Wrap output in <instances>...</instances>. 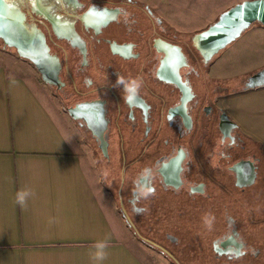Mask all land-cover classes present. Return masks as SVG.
I'll return each mask as SVG.
<instances>
[{
  "label": "flooded vegetation",
  "instance_id": "flooded-vegetation-1",
  "mask_svg": "<svg viewBox=\"0 0 264 264\" xmlns=\"http://www.w3.org/2000/svg\"><path fill=\"white\" fill-rule=\"evenodd\" d=\"M20 47L74 121L133 237L171 264H264V144L225 106L252 87L211 77L194 35L141 0H14ZM94 10L99 15H90ZM22 49L26 57L19 53ZM117 75L143 81L123 100ZM45 79V81L43 80ZM82 156H85L83 149ZM156 195L136 203L140 170ZM206 221H210L207 223Z\"/></svg>",
  "mask_w": 264,
  "mask_h": 264
},
{
  "label": "crops",
  "instance_id": "crops-1",
  "mask_svg": "<svg viewBox=\"0 0 264 264\" xmlns=\"http://www.w3.org/2000/svg\"><path fill=\"white\" fill-rule=\"evenodd\" d=\"M141 1L154 5L171 28L192 32L178 14L185 6L174 0ZM232 5L227 0L213 6L210 18ZM197 18H202L199 13ZM230 46L237 57L264 65V26L253 24ZM13 54L0 49V264H147L122 236L114 196L89 155L82 156L74 121L43 81L20 69ZM216 59L211 77L240 76L220 70ZM261 88L235 94L225 106L244 131L264 144ZM25 188L34 195L21 207L15 197ZM104 240L107 258L93 262V245Z\"/></svg>",
  "mask_w": 264,
  "mask_h": 264
},
{
  "label": "water",
  "instance_id": "water-1",
  "mask_svg": "<svg viewBox=\"0 0 264 264\" xmlns=\"http://www.w3.org/2000/svg\"><path fill=\"white\" fill-rule=\"evenodd\" d=\"M10 3L12 7L6 10L0 5V15H4L0 23L5 26L0 39L10 46L20 47L18 32L23 25L20 24L21 18L14 0H10ZM253 24L264 26V0H243L225 9L213 24L194 35V46L208 62L214 55L236 41ZM19 53L26 57L22 49H19ZM252 78L250 86H263L264 67Z\"/></svg>",
  "mask_w": 264,
  "mask_h": 264
},
{
  "label": "rangeland",
  "instance_id": "rangeland-1",
  "mask_svg": "<svg viewBox=\"0 0 264 264\" xmlns=\"http://www.w3.org/2000/svg\"><path fill=\"white\" fill-rule=\"evenodd\" d=\"M174 1L177 2V4L180 5L181 8L185 6V9L183 11L181 9V12H178V14L182 16L181 17L182 19H184V20H182L183 24L188 26V28H190V31H192V32H189V34H196L200 31L206 29L209 25L213 24L216 21L218 16L210 18V16H212V11L210 12L209 10L213 6L219 5L221 2H224L227 0H174ZM240 1H243V0H233V5L235 3L240 2ZM152 6H154V5H152ZM180 7H178V8H180ZM171 8H173V6ZM174 8L177 10L176 7H174ZM186 9H189V10H186ZM198 13H199V16H201L202 18H197ZM193 28L198 29V30L194 31ZM234 42H232V43H234ZM231 44H229V45H231ZM229 45L225 48L226 50L224 49V51H222L217 56L216 63H217V66L220 70L230 69V70L234 71L233 74H239L238 72H240V76L237 77L240 80V79H244V77H246L250 73L255 72L257 69L264 67V65H262L260 67H256V66H258L259 63H257L256 59H254V58H244L243 59L241 57H237L236 54L239 55V53H237V51L234 50L235 49L234 46L229 47ZM0 49L3 51H11L12 53H14L13 55L17 57L14 50L9 49V48H6L4 50L2 48L1 42H0ZM17 59L20 62V69L21 70L25 71V69H28L31 72V74H34L35 77H37V79L39 80L38 74L34 71V69L31 67V65L27 61H25L19 57ZM209 69H210V67H209ZM209 73L214 74V71H210ZM258 94H259V96L264 95V87L261 88V90L258 92ZM261 122L262 121H260L258 123V126H260ZM80 149L81 150L83 149L86 157L89 155V149L88 148H85V147L81 148V146H80ZM94 165H95V163H94ZM96 169L98 170L97 167H96ZM98 174L100 176V180H102V182H104V184H106L108 187H111V184L108 181L107 177H105L103 175V173H101L100 171H98ZM113 208H114V211L116 214V221H117L116 223L120 224L121 225L120 227H123L122 236L125 237V240L128 241V243L131 245L132 249H134L136 251V253H138L140 258L142 260H144V262H146L147 264H171V262L168 259H165V258H162L161 256H159L158 252L156 250L151 249L148 246H146L145 244L136 240L133 237V234L129 230H127V228H125L123 226V222L121 220V217L119 216V212L116 210V207H115V199H114V203H113Z\"/></svg>",
  "mask_w": 264,
  "mask_h": 264
},
{
  "label": "clouds",
  "instance_id": "clouds-1",
  "mask_svg": "<svg viewBox=\"0 0 264 264\" xmlns=\"http://www.w3.org/2000/svg\"><path fill=\"white\" fill-rule=\"evenodd\" d=\"M117 85L123 86V100L125 102L133 101L138 95L141 87L143 86V81L141 78H124L122 76L117 75ZM103 175L105 177L108 176V172L104 171ZM154 179V170L152 167H144L140 170L137 179L133 182L134 188L132 191V201H133V210L137 214L144 213L148 211L147 208H138L136 207V203L140 200H148L150 197H154L156 195V189L152 183ZM34 195L31 189H22L17 192L15 197V203L19 204L21 207H25L27 204V200L30 196ZM210 223V221H206ZM51 223V221H50ZM94 251L89 253V258L93 262H100L107 258V253L105 249L107 248V242L97 241L93 245Z\"/></svg>",
  "mask_w": 264,
  "mask_h": 264
},
{
  "label": "snow or ice",
  "instance_id": "snow-or-ice-1",
  "mask_svg": "<svg viewBox=\"0 0 264 264\" xmlns=\"http://www.w3.org/2000/svg\"><path fill=\"white\" fill-rule=\"evenodd\" d=\"M33 2L35 4L37 2V0H33ZM0 5H2L3 9H5V10L12 7L10 0H0ZM90 15L95 16V15H99V13H96L94 10H90ZM3 19H4V15H0V21H2ZM4 27L5 26L2 23H0V34H2Z\"/></svg>",
  "mask_w": 264,
  "mask_h": 264
}]
</instances>
